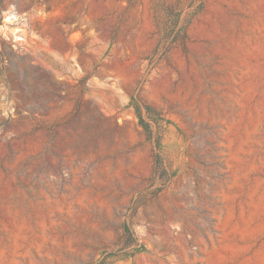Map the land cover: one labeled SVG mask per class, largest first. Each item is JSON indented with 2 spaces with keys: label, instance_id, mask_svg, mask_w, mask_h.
Instances as JSON below:
<instances>
[{
  "label": "rangeland",
  "instance_id": "obj_1",
  "mask_svg": "<svg viewBox=\"0 0 264 264\" xmlns=\"http://www.w3.org/2000/svg\"><path fill=\"white\" fill-rule=\"evenodd\" d=\"M0 264H264V0H0Z\"/></svg>",
  "mask_w": 264,
  "mask_h": 264
},
{
  "label": "trees",
  "instance_id": "obj_2",
  "mask_svg": "<svg viewBox=\"0 0 264 264\" xmlns=\"http://www.w3.org/2000/svg\"><path fill=\"white\" fill-rule=\"evenodd\" d=\"M193 0H190V4ZM165 16L167 17L166 22L161 25V38L158 44V48L162 47L164 51H169L173 47V43L181 38L184 39L186 36V27L185 25L178 26L180 11H175V9L171 6H166L164 8ZM146 128V134L151 139L153 138V134L151 131V125L145 121H141ZM159 137H155V150H154V174L159 177H163L167 175V170L164 166L163 155L160 147Z\"/></svg>",
  "mask_w": 264,
  "mask_h": 264
}]
</instances>
